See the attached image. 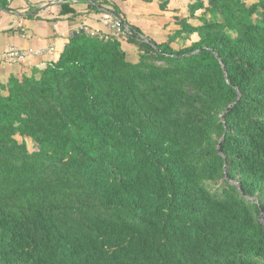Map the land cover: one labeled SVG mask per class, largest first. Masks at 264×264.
I'll use <instances>...</instances> for the list:
<instances>
[{
	"label": "trees",
	"instance_id": "16d2710c",
	"mask_svg": "<svg viewBox=\"0 0 264 264\" xmlns=\"http://www.w3.org/2000/svg\"><path fill=\"white\" fill-rule=\"evenodd\" d=\"M189 12L164 43L81 30L2 86L0 264H264V0Z\"/></svg>",
	"mask_w": 264,
	"mask_h": 264
},
{
	"label": "crops",
	"instance_id": "0c3cea01",
	"mask_svg": "<svg viewBox=\"0 0 264 264\" xmlns=\"http://www.w3.org/2000/svg\"><path fill=\"white\" fill-rule=\"evenodd\" d=\"M163 0H110V7L119 8L127 24L140 27L145 35L158 43H164L181 29L177 18L189 17V5L195 0H170L165 9ZM69 3L76 11L62 14L63 3ZM88 0H10L9 9L0 7V51L10 45L19 48H39L44 53L29 56L19 62L0 63V89L8 84L11 77L40 75V70L59 59L69 39L75 32L88 28L100 34L111 33V27L104 22L103 11L89 9ZM196 23L194 19L191 21ZM198 36L190 39L184 36L172 41L174 48L190 45ZM131 62L139 61L138 47L127 41L122 42ZM53 48V51H50ZM7 94V90H2Z\"/></svg>",
	"mask_w": 264,
	"mask_h": 264
},
{
	"label": "built area",
	"instance_id": "2783aa9c",
	"mask_svg": "<svg viewBox=\"0 0 264 264\" xmlns=\"http://www.w3.org/2000/svg\"><path fill=\"white\" fill-rule=\"evenodd\" d=\"M111 7H108L104 12V22L108 24L112 31L111 33L100 34L97 31H90L88 28H83L92 35H100L102 38L115 40L121 39L128 36L131 33L129 26H127L123 19L113 13ZM50 51H53L51 48ZM44 53L43 49L39 48H19L14 45L6 47L4 50L0 51V63H9V62H21L27 59L29 56H40Z\"/></svg>",
	"mask_w": 264,
	"mask_h": 264
},
{
	"label": "rangeland",
	"instance_id": "374dc122",
	"mask_svg": "<svg viewBox=\"0 0 264 264\" xmlns=\"http://www.w3.org/2000/svg\"><path fill=\"white\" fill-rule=\"evenodd\" d=\"M246 1H247L248 4H251V3L255 2V1H258V0H246ZM194 20L196 21V23L199 22V20H197V19H194ZM17 137H18V139L20 141L23 140V138L21 136L18 135ZM27 142H28L30 150H34L35 146H34L33 141L30 138H27Z\"/></svg>",
	"mask_w": 264,
	"mask_h": 264
},
{
	"label": "water",
	"instance_id": "95a60500",
	"mask_svg": "<svg viewBox=\"0 0 264 264\" xmlns=\"http://www.w3.org/2000/svg\"><path fill=\"white\" fill-rule=\"evenodd\" d=\"M88 1H91V0H88ZM77 32H75V34H76ZM148 42H150V43H152L153 42V40L150 38V37H148L147 35H144L143 36ZM233 105H231L228 109H227V111L228 110H230V108L232 107ZM225 118H226V113H224L223 115H222V120H225ZM221 148V146H220V144L218 145V149H220ZM262 217H263V215H262Z\"/></svg>",
	"mask_w": 264,
	"mask_h": 264
}]
</instances>
